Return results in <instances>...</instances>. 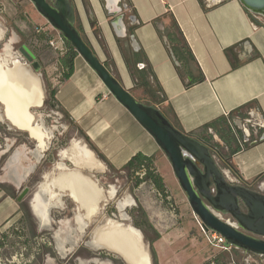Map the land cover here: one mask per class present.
Wrapping results in <instances>:
<instances>
[{"label":"crops","instance_id":"0c3cea01","mask_svg":"<svg viewBox=\"0 0 264 264\" xmlns=\"http://www.w3.org/2000/svg\"><path fill=\"white\" fill-rule=\"evenodd\" d=\"M86 1L90 8L89 15L93 13L99 17L95 25L82 17L81 31L92 45L89 36L95 40L93 29H99L110 50L115 71L109 68L106 62L108 59H100L122 85L130 90L132 79L117 48V37L108 24L109 17L102 15L105 12L102 0ZM121 1L127 6L126 15L134 17L133 21H127L128 32L134 34L139 51L145 55L151 71L148 79L156 82L162 89L163 100L155 105L181 131L192 134L211 147L212 143L220 146L223 155L234 168L233 171L223 160L218 159L224 163L223 171L229 181L246 184L264 192V25L253 21L238 0ZM2 12L4 11L0 6V17ZM171 16L194 58L184 56L183 60H179L173 53L179 65L174 63L165 42L167 33L172 30ZM156 18L159 20L153 23ZM37 21L43 24L37 28L39 36L50 32V25L38 18ZM3 32L4 30L0 39ZM229 47L232 48L230 57L225 54V49ZM10 54L20 57L19 52ZM140 64L145 66L144 63ZM60 69L62 72V68ZM199 70L203 79L195 80ZM54 102L79 135L57 152L58 161L40 169L47 146L38 152V142L35 148H28L25 144L14 146L13 143L0 146V250L6 246L5 240L15 227L22 228L23 224H27L34 231L50 228V213L52 209L63 208L65 196L78 204L74 222L78 225V234L82 233L87 222L80 215L91 214H88L90 210L87 214L80 213L79 204L82 203L71 196L68 188L72 183L70 173L77 172L94 181L85 174V170L96 172L108 168L122 171L123 166L137 152L153 157V165L162 177L168 195L170 198L174 196L177 201L181 200L176 190L183 191L158 145L108 91L81 56L74 58L73 71L68 78L61 76L55 89ZM32 123L39 122L34 118ZM207 123L211 126L205 127ZM29 136L33 137L30 133ZM64 161L70 162L71 168ZM166 177H169L175 188H169ZM74 185L84 204L85 195L91 194L84 185ZM144 185L149 190H142ZM24 187H28L29 191L21 201H17L16 197ZM133 191L136 199L133 197L132 205L139 203L157 233V238L152 242L157 264H163L171 251L176 254L174 264H185V259L178 256L183 245L193 244V247H197L198 241L188 238V234L182 232L183 228L177 229L175 225L179 223L175 224L171 219L175 214L169 208L167 197H162L150 181L141 182L133 187ZM113 192L115 193L114 189ZM184 197L186 199L185 194ZM25 203L31 215L23 214ZM119 206L124 204L120 203ZM121 219L126 220L128 216ZM61 223L69 229L68 220ZM131 225L137 227L134 223ZM97 228L93 236L97 235ZM167 228L172 230L167 232ZM139 232L145 249L148 248V260L153 264L149 242L140 230ZM143 239L147 242L146 245ZM94 246L108 250L100 245ZM179 248L180 253L177 252ZM222 250L228 252L231 264H235L234 254H241L244 260L263 258L237 248ZM110 252L116 255L115 252ZM206 254L200 253V256L194 258V263L199 264L217 256ZM212 259H209L211 263Z\"/></svg>","mask_w":264,"mask_h":264},{"label":"rangeland","instance_id":"374dc122","mask_svg":"<svg viewBox=\"0 0 264 264\" xmlns=\"http://www.w3.org/2000/svg\"><path fill=\"white\" fill-rule=\"evenodd\" d=\"M76 1L77 3L80 1H84V3L87 2L86 0ZM102 4H104V0H102ZM0 6L4 11L1 13L0 17V23L4 30L3 36L0 39V58L7 59L11 57L12 59H19V57H13L10 53L13 52L17 54L18 47L24 43L36 54L41 63V68L36 71L35 74L39 79L43 91L42 103L39 106L29 108L35 121L42 123L50 135L47 140L48 143L47 148L45 149V157L39 166L41 169L43 166H48L49 164H54L58 161L57 152L60 149L67 147L72 138L79 136L73 125L68 121L62 109L56 105L54 101L53 105L49 104V91L56 89L61 81L62 72L59 60L64 53L61 54L59 51L53 49L47 43V39L48 37L56 38L59 32L50 28V32H47L44 36H39V30H37V28L42 27L43 24H39L37 18L42 21L44 20L45 22L46 20L37 13L29 0H0ZM89 9V7H86L87 11H89ZM253 15L260 22H264V17L255 14ZM89 22L92 23L91 20H89ZM46 25L49 24L46 22ZM93 32L95 40L92 36H89V39L92 41V47L96 50L95 52L99 58L108 59L106 62L109 68L115 71L113 60L110 57L111 53L107 47L105 39L101 35L99 29H93ZM83 36L87 40L85 35ZM117 48L122 58L123 55L127 58L131 57L129 40L127 37H117ZM4 53L6 54L4 55ZM132 83L130 92L138 100L151 103L150 95L144 91L141 86L136 85L133 80ZM5 117V107L0 102V119H2L0 121V146L4 147L7 144L13 143L14 146L25 144L28 148H35L37 141L29 136V133L26 130H20L10 124ZM1 161H3V159H1ZM64 162L71 168L72 165L70 162ZM217 162L219 167L225 170L224 163L220 160ZM84 172L97 183L96 184L93 181L97 187H101L102 196L104 197L95 204L92 202V197L87 194L84 197L85 203H82L83 205L79 204L80 213L87 214L88 210H90L88 214H91L80 215L84 218L83 220L87 222L84 231L78 234V225L74 222V217L77 216L74 215V213L77 212L76 208L78 207V204L72 202L68 196H65L63 198V208L52 209L50 213L52 219V225L50 228L48 227L46 230L34 231L29 225L23 224L19 232L16 230L11 231L10 235L5 240L6 246L2 247L0 250L1 257L10 258L14 253L23 251V256L27 262H14L10 264H127L116 252L115 255L110 252L112 250L108 251L109 249L97 248L94 245H97L95 241L99 238L103 240L113 238L116 229H123L127 225L124 223L133 224L135 219L137 220L140 218L139 216L146 215L143 214V209L138 202H136V205H132L131 200H134L133 197L136 199L134 194L135 191H133V177L126 170L115 171L108 168L96 172L88 170H85ZM32 180L33 179H31V181ZM166 180L169 188H175L173 183L169 180V177H166ZM71 181V185L74 187V183L82 184L76 180L74 181L71 179ZM5 188L6 190H9V187L5 186ZM113 189L115 190V193L113 192L114 195L112 194L113 196H110L109 192L110 190L113 191ZM142 190L149 189L144 185ZM176 191L180 195L181 200L177 201L174 196L168 200L169 203L172 204V207L169 208L175 214L171 219L175 221V224L179 223L175 226L177 229L180 227L183 228L181 230L184 234H188V238L193 240L196 239V241H198L197 247H193V244L192 246L186 245L185 247L183 245L184 249L182 247V252L180 251V248L177 251L178 253L181 252L178 256L185 259V264H196L194 263V258L200 256V253L202 252L207 253L206 255H212L211 257L218 255L219 253L222 254L221 262L223 264H231L232 262L229 260L228 252H222L223 250L221 248L214 246L207 240L206 235L200 226L201 221L193 214L184 194L180 192L179 189ZM150 199L154 200V197L150 196ZM120 203H123L124 206L120 207ZM22 211L24 215H31L27 203L24 204ZM122 213L127 215H120ZM123 216H128V219H121ZM78 218L79 217H76V220L80 221ZM64 220L69 221V229L61 223ZM96 227H98L96 229L97 235L93 236ZM139 230L143 236L149 238L155 235L154 228L153 230L145 228ZM171 230L172 228H167V232H170ZM144 243L145 245L147 244L145 240ZM99 245L103 246L101 242ZM175 255V252L171 251L162 263L174 264ZM209 259L199 264H213ZM234 262L235 264H264V258L255 257L244 260L241 254H234Z\"/></svg>","mask_w":264,"mask_h":264},{"label":"water","instance_id":"95a60500","mask_svg":"<svg viewBox=\"0 0 264 264\" xmlns=\"http://www.w3.org/2000/svg\"><path fill=\"white\" fill-rule=\"evenodd\" d=\"M29 1L37 13L95 71L115 99L150 134L168 160L193 214L201 221L202 230L219 234L224 239L225 247L242 249L264 258V192L229 181L226 172L219 167L211 146L181 131L158 106L138 100L126 89L75 25V10L71 0ZM238 1L252 14L264 17V0ZM104 9L102 15L109 17L108 24L115 36L127 37L132 51L138 52L137 40L133 33L128 32L127 21H133L134 17L126 15L127 6L121 0H104ZM98 17L91 13V25L97 23ZM165 42L174 63L179 65L167 38ZM18 52L21 56L19 60L30 72L35 73L41 68V63L29 46L21 44ZM28 191L29 188L24 187L16 200L21 201ZM147 249V264H150ZM130 258L128 256V262L133 260Z\"/></svg>","mask_w":264,"mask_h":264},{"label":"bare ground","instance_id":"6f19581e","mask_svg":"<svg viewBox=\"0 0 264 264\" xmlns=\"http://www.w3.org/2000/svg\"><path fill=\"white\" fill-rule=\"evenodd\" d=\"M1 35L0 28V37ZM42 98L43 91L35 73L30 72L19 59L0 58V102L5 107V118L16 128L28 131L37 140L38 152L46 148L50 135L42 123H32L34 116L29 108L41 105ZM70 179L81 182L82 186L84 185V188L89 190L93 203L97 204L104 198L101 187H97L93 181L77 172L70 173ZM68 188H70L71 196L78 203H83L78 190L71 184ZM109 194L112 195L113 191L110 190ZM114 232L113 238L106 240L99 238L95 242L97 245L101 242L107 249L116 252L127 264H147L146 250L137 228L127 224L123 229H116ZM128 256H131L130 259L134 261L128 262Z\"/></svg>","mask_w":264,"mask_h":264},{"label":"trees","instance_id":"16d2710c","mask_svg":"<svg viewBox=\"0 0 264 264\" xmlns=\"http://www.w3.org/2000/svg\"><path fill=\"white\" fill-rule=\"evenodd\" d=\"M246 12L257 24L264 25V22H260L259 20H257L251 12H249L248 10H246ZM158 20L159 18L154 19L153 23H156ZM171 22H172V30L171 32L167 33V38L173 53L178 57L179 60H183L184 56H187L189 59H194L186 40L184 39L175 19L172 16H171ZM65 46H66V51L63 54V56L60 58L59 64L62 68V77L68 78V76L73 71V60L77 56V52L67 41H65ZM231 53H232L231 47L225 49V54L228 57L231 56ZM130 56H131L130 58H127L123 55V58H124L125 66L129 72L131 79L136 85L141 86L144 89V91H146L150 95L152 104H158L163 100L162 89L156 82L155 83L150 82V80L148 79V75L151 71H149L144 53L142 51L133 52L132 49L130 48ZM140 63H144L145 66L139 67L138 65ZM178 71L179 74L183 76V73L180 71V69H178ZM202 79H203V74L199 70V75L195 80H202ZM54 93H55V89L49 91V98H50L49 104L51 105L54 104L53 103ZM209 126H211L210 123H207L205 125V127H209ZM228 143L229 140L227 141V144ZM211 145L212 147H215L217 149L218 157L221 160H223L225 164L234 171V168L231 165V163L223 155L220 146L215 143H212ZM123 170L128 171V173L133 177L134 180L133 187H137L143 181H150L153 184V186L156 188V190L161 194L162 197H166L168 195L163 179L159 175V173L156 172V169L153 165L152 156H147L141 152H137L123 166ZM141 172H143L144 174L140 177ZM142 212L143 214H145L143 210ZM139 217H140L139 219L137 220L135 219L133 221L135 226H137L140 229L145 228L148 230H153L152 226L148 223V220L146 219L145 215H141ZM156 238H157L156 232L155 235L151 238L145 236V239L149 242V248H150L153 264H157L156 254L152 247V242ZM231 249L234 250L233 247H231ZM221 258H222V254H219L211 261L214 264H223L221 262Z\"/></svg>","mask_w":264,"mask_h":264},{"label":"built area","instance_id":"2783aa9c","mask_svg":"<svg viewBox=\"0 0 264 264\" xmlns=\"http://www.w3.org/2000/svg\"><path fill=\"white\" fill-rule=\"evenodd\" d=\"M47 43L55 50L59 51L61 54L65 53L66 51V46H65V41L63 39V37L58 34V36L56 38H51V37H48L47 39ZM212 151H213V154L215 155L216 159H218V155H217V149L215 147H212ZM144 173L141 172L140 173V176H142ZM167 199L169 200L170 199V196L167 195L166 196ZM170 207H172V204H169ZM201 226V224H200ZM20 227H15V230L16 231H20ZM204 232V231H203ZM204 234L206 235V238L207 240L213 244L214 246H217L221 249H228V247H225L223 245L224 243V239L223 237H221L219 234L217 233H214V232H204ZM25 263L27 262V260L24 258L23 256V251H19V252H16L14 253L13 255L10 256V258H3L0 256V264L1 263Z\"/></svg>","mask_w":264,"mask_h":264},{"label":"flooded vegetation","instance_id":"af4514ba","mask_svg":"<svg viewBox=\"0 0 264 264\" xmlns=\"http://www.w3.org/2000/svg\"><path fill=\"white\" fill-rule=\"evenodd\" d=\"M71 1H72L73 5H74V10H75V25L77 26V28L79 30H81L82 17L87 19V21L91 20L90 17H89L90 16L89 15V11L86 10V7H89L88 6L89 4H88V2L84 3V1H80L79 3H77L76 0H71ZM103 7H104V4H103ZM218 159H220V158H218Z\"/></svg>","mask_w":264,"mask_h":264}]
</instances>
